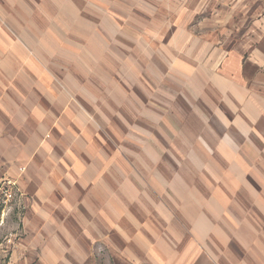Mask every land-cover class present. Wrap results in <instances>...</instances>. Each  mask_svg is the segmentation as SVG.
<instances>
[{"label": "rangeland", "instance_id": "rangeland-1", "mask_svg": "<svg viewBox=\"0 0 264 264\" xmlns=\"http://www.w3.org/2000/svg\"><path fill=\"white\" fill-rule=\"evenodd\" d=\"M224 6L0 0V79H28L49 109L42 141L73 189L61 199L97 209L90 264L250 263L264 250V77L249 56L225 69ZM32 198L0 184V264H14Z\"/></svg>", "mask_w": 264, "mask_h": 264}, {"label": "crops", "instance_id": "crops-1", "mask_svg": "<svg viewBox=\"0 0 264 264\" xmlns=\"http://www.w3.org/2000/svg\"><path fill=\"white\" fill-rule=\"evenodd\" d=\"M229 7H223L224 23L228 25L224 40L230 44L224 49L229 56L224 67L232 66L231 53L236 58L249 56L248 63L255 69L251 79L263 78L264 0H233ZM3 34L0 21V37ZM27 81L0 79V184L17 181L33 197L21 219L20 233L25 236L17 240L11 260L14 264H33L32 259L36 260L34 264H58L69 250L70 259L75 260L70 264H90L91 242L87 238L91 232L87 228H97V209L91 204L69 203L66 196L61 199L63 192L73 189L71 184L64 188L65 172L53 171L48 146L42 141L43 129L49 125V109L34 108L30 96L33 87H27ZM88 198L84 196L85 201ZM59 238H67V244ZM256 249L259 252H251L250 263L248 257L240 255L235 256V264H252L260 257L259 264H264V250ZM226 257L223 255V262H219L226 264Z\"/></svg>", "mask_w": 264, "mask_h": 264}]
</instances>
